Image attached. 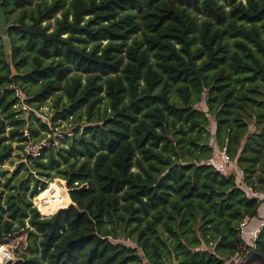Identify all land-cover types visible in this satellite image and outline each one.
<instances>
[{"label":"trees","instance_id":"16d2710c","mask_svg":"<svg viewBox=\"0 0 264 264\" xmlns=\"http://www.w3.org/2000/svg\"><path fill=\"white\" fill-rule=\"evenodd\" d=\"M2 10L0 245L26 234L14 264H264V228L252 244L240 231L244 219L258 227L264 202L208 162L225 149L264 193V0ZM54 179L69 198L58 183L45 190ZM36 196L45 216L73 205L42 218Z\"/></svg>","mask_w":264,"mask_h":264},{"label":"built area","instance_id":"2783aa9c","mask_svg":"<svg viewBox=\"0 0 264 264\" xmlns=\"http://www.w3.org/2000/svg\"><path fill=\"white\" fill-rule=\"evenodd\" d=\"M48 147H49V142L47 139L42 140L38 143H34V144L28 143L27 145L24 146L21 152V157L24 158L23 160H25L28 157L36 158L40 156L41 151L43 149L48 148ZM218 161L221 162V165L218 164ZM208 162L212 164L215 171L222 176H226L227 173L230 171L237 173L238 179L242 187L244 188L245 192L252 198L261 199V201L264 202V193L257 192L245 184L244 175L242 171L237 170L234 163L230 160L229 156L226 154L225 149L214 150ZM247 225H248V221L247 219H244L240 223V231L242 234L250 236V244H252L255 241V239L258 237L260 230L264 228V218L261 221V223L258 225V227L253 231H250V232L246 231Z\"/></svg>","mask_w":264,"mask_h":264},{"label":"rangeland","instance_id":"374dc122","mask_svg":"<svg viewBox=\"0 0 264 264\" xmlns=\"http://www.w3.org/2000/svg\"><path fill=\"white\" fill-rule=\"evenodd\" d=\"M41 112H42V113H41ZM49 112H50V110L48 109V107H46V106L44 105V107H42V108L40 109V112H39V114H37V115H38L42 120L48 122L49 118L47 117V114H49ZM63 126H65V125L62 124L59 128H56L57 131H54L51 135H46L45 138L48 139V138H54V137H56V135H58V133L60 132V130H61V128H62ZM55 133H56V134H55ZM55 143H58V140H55ZM12 161H13L12 164H10L9 162H7V163L3 166V168H5L6 170H8L10 173L14 171V168H15V166L17 165L16 154H15L14 157L12 158ZM54 183H58V184L61 186V188L65 189L66 192H67V196H68V198H69V195H68V189H67V187H66V184H65L64 181H62V180H60V179H54L51 183H48V184H47V187H46L45 190H47V189L50 187V185H51V184H54ZM45 190H44V191H45ZM37 197H38V196H36V197L33 199L32 202H33L34 206L37 208V210H38V212H39V214H40V216H41L42 218L52 216V215L55 214L59 209L67 208V207L70 205V203H69V204H61V202H59V205L57 206V208H56V210L54 211L53 214H51V215H49V216H45V217H43V216H42L43 214L40 212V210H39V208H38V206H37V204H36V202H37V200H36ZM69 201H70V199H69ZM70 202H71V201H70ZM25 238H26V234H25V232H24V231H20V232L14 234V235L8 237L7 239H5V240L1 243L0 246H1V247H5V248H4V249H5V250H4V255H5L6 260H5V261L3 260L4 262L2 261L3 263L0 262V264H14V262L16 261V254H17L16 252H19V251H20V249H21V244L24 243ZM7 261H10V262L7 263Z\"/></svg>","mask_w":264,"mask_h":264},{"label":"water","instance_id":"95a60500","mask_svg":"<svg viewBox=\"0 0 264 264\" xmlns=\"http://www.w3.org/2000/svg\"><path fill=\"white\" fill-rule=\"evenodd\" d=\"M3 2H4V0H0V38L3 41L6 49H8L9 39H8L7 31L10 28V26L7 24L4 12L2 10ZM68 192H69V190H68ZM70 205H73V204L70 202ZM42 216L45 217V215H42Z\"/></svg>","mask_w":264,"mask_h":264},{"label":"bare ground","instance_id":"6f19581e","mask_svg":"<svg viewBox=\"0 0 264 264\" xmlns=\"http://www.w3.org/2000/svg\"><path fill=\"white\" fill-rule=\"evenodd\" d=\"M4 248H5V247H1V246H0V262H2L3 260H4V261L6 260L5 255H4V250H5ZM4 261H3V262H4ZM3 262H2V263H3ZM8 262H10V261H7V263H8Z\"/></svg>","mask_w":264,"mask_h":264},{"label":"crops","instance_id":"0c3cea01","mask_svg":"<svg viewBox=\"0 0 264 264\" xmlns=\"http://www.w3.org/2000/svg\"><path fill=\"white\" fill-rule=\"evenodd\" d=\"M219 162V161H218ZM235 165V164H234Z\"/></svg>","mask_w":264,"mask_h":264}]
</instances>
